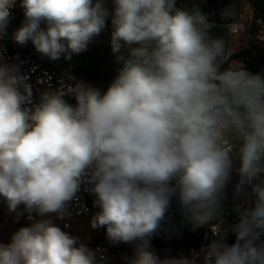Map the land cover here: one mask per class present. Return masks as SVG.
Returning <instances> with one entry per match:
<instances>
[{"label": "clouds", "instance_id": "9594fccd", "mask_svg": "<svg viewBox=\"0 0 264 264\" xmlns=\"http://www.w3.org/2000/svg\"><path fill=\"white\" fill-rule=\"evenodd\" d=\"M15 2L0 0V36ZM21 7L25 23L13 39L30 40L51 60L86 51L111 17L122 67L106 92L76 81L27 108L18 68L0 63V197L30 221L0 244V264H97L49 218L65 216L85 181L99 209L91 227L106 228L113 243H134L128 264H196L161 260L150 239L174 197L194 228L217 219L234 171V198L245 184L253 197L234 206L236 242L219 235L196 255L203 264H264V75L224 67L226 42L213 35L215 25L177 0H112L111 10L104 0ZM69 92L75 105L64 99Z\"/></svg>", "mask_w": 264, "mask_h": 264}, {"label": "trees", "instance_id": "16d2710c", "mask_svg": "<svg viewBox=\"0 0 264 264\" xmlns=\"http://www.w3.org/2000/svg\"><path fill=\"white\" fill-rule=\"evenodd\" d=\"M105 6L111 10L112 0H104ZM243 6H247L252 13L254 21L260 20L264 23V0H177V7L193 10L198 9L204 14L207 20L215 25L213 35L222 37L226 42V55L231 40L230 27L236 22L225 16L226 10L233 14L241 12ZM231 15V16H232ZM25 23L24 10L21 7V0L15 3V24L21 27ZM41 27H45L43 24ZM111 17L106 22L105 29L94 40L89 43L86 51L79 54H72L70 59L63 56L58 60H51L49 57L41 60L44 66L55 73L67 74L76 80H82L98 88L102 93L106 92L118 74L122 65L117 61L115 53L111 48ZM262 44V43H260ZM248 44L240 56H227L224 67L230 66L231 59L241 58L245 62V69L253 74L252 63L255 62L264 70V44ZM69 104L75 105V99L68 100ZM264 178V177H262ZM239 181L238 172L234 171L231 180L227 184L229 200L226 206L233 211L235 198L234 188ZM259 181H253L257 183ZM244 190L252 192V187L245 184ZM183 209L179 201L174 197L167 209L164 218L160 221L158 228L150 239L159 250H169L171 254L187 251L192 246H198L201 238L190 231V221L186 214L182 223ZM224 242L228 245L236 242V234L232 231L222 234ZM262 238V237H261Z\"/></svg>", "mask_w": 264, "mask_h": 264}, {"label": "built area", "instance_id": "2783aa9c", "mask_svg": "<svg viewBox=\"0 0 264 264\" xmlns=\"http://www.w3.org/2000/svg\"><path fill=\"white\" fill-rule=\"evenodd\" d=\"M9 11L10 18L6 27V32L0 36V63L14 65L18 68L19 75L22 78L21 92L26 100L25 104L22 106L32 108L39 104L41 96L44 93L56 92L66 88L70 90L71 86L76 81L80 80L71 78L67 74L53 72L44 66L36 55L34 56L31 52L32 47L30 45H21L15 42L13 39L14 32L12 31L15 4ZM230 30L233 33L237 32V29L233 27H231ZM64 99L68 101L75 98L69 92L64 96ZM90 187L91 185L86 181L80 185V190L76 194V197L68 203L66 214L62 219L55 214L50 216L62 230L68 231L71 224L79 218L91 217L93 219L95 214L99 211L98 207L94 204L95 196L89 190ZM229 198L230 196L226 186L225 198L221 205L219 217L195 228L190 222L189 227L191 233L201 238V242L198 246H192L186 251L191 257L198 251L202 253V250L207 248L214 239L219 238V235L232 232L233 226L239 222V216L234 211V208L232 211L226 206V202ZM0 200H2V197H0ZM241 202L243 201H239V197H236L234 206L237 203L242 205ZM18 211L22 213L19 218L15 212H9L7 204H4L0 210V221L12 227L14 231L18 230L20 227L28 226L30 221L27 219V213H23L22 206ZM184 216L185 213L183 210L181 226L183 225ZM98 230L99 238L97 242L87 247L95 254L97 264H128V258L134 255L135 244H126L123 242L113 243L107 237L106 228L98 227ZM12 234L13 233H9L6 236L4 244L10 242ZM149 243V250L154 252L161 260H176V253L171 254L169 250H159L151 241Z\"/></svg>", "mask_w": 264, "mask_h": 264}, {"label": "rangeland", "instance_id": "374dc122", "mask_svg": "<svg viewBox=\"0 0 264 264\" xmlns=\"http://www.w3.org/2000/svg\"><path fill=\"white\" fill-rule=\"evenodd\" d=\"M231 17L234 20V22H236V24L231 27L236 28L237 32L233 33L231 30H229L231 34V40L229 43L227 56L234 57V56H237L238 54H239L238 56H240L243 49L248 44H253V43H258V42L259 44L262 43L260 45L264 44V23L261 22L260 20L254 21L252 18V13L248 9L247 6H243L241 9V12L237 14H233ZM19 28L20 27H17L15 24V14H14V20L12 22V31L15 33ZM25 44L30 45L32 47L31 52L34 54V56L36 55V57L39 60L46 59L47 56L39 53L35 49V46L30 40ZM244 65H245V62H243L241 58L230 60V66H243L244 67ZM252 71L255 74L260 73L264 75V70L260 68L258 65H256L255 62L252 63ZM68 76L73 78L70 75ZM245 187L246 186L244 185V188ZM244 191H243V194L239 197V201H243L241 202L242 205L245 200H248L249 202H251V200L253 199L252 192H244ZM2 199L4 198L2 197ZM0 207H2V204L0 205ZM91 221H92L91 217L79 218L75 222H73L69 230L65 232L69 233L72 236L78 237L80 243H83L87 247H89L93 245L95 242H97V239L99 238V230L98 228L94 229L91 227ZM8 231H9V227H7L6 224H3L0 221V244H4L6 236L9 234ZM262 240H264V236L262 237ZM199 253L201 252L198 251L197 253L193 255V257H191L189 254L186 253V251H180L175 254L176 255L175 258L176 260L195 259L196 264H203L202 255L198 257L196 255Z\"/></svg>", "mask_w": 264, "mask_h": 264}, {"label": "crops", "instance_id": "0c3cea01", "mask_svg": "<svg viewBox=\"0 0 264 264\" xmlns=\"http://www.w3.org/2000/svg\"><path fill=\"white\" fill-rule=\"evenodd\" d=\"M1 204H2V207H3V205H4V204H7V203H6V201H5L4 199H2V200H0V205H1ZM2 207H0V210H1ZM49 218H50V217H49ZM7 227H9V231H8V233H14V232L17 231V230L14 231V230L12 229V227H10V226H7Z\"/></svg>", "mask_w": 264, "mask_h": 264}]
</instances>
